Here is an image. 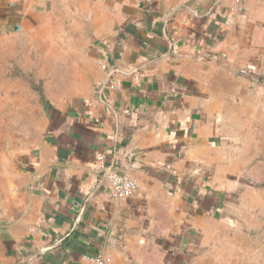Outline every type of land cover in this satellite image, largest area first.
<instances>
[{
	"label": "crops",
	"instance_id": "0c3cea01",
	"mask_svg": "<svg viewBox=\"0 0 264 264\" xmlns=\"http://www.w3.org/2000/svg\"><path fill=\"white\" fill-rule=\"evenodd\" d=\"M32 102L0 264H264V0H0V109Z\"/></svg>",
	"mask_w": 264,
	"mask_h": 264
},
{
	"label": "built area",
	"instance_id": "2783aa9c",
	"mask_svg": "<svg viewBox=\"0 0 264 264\" xmlns=\"http://www.w3.org/2000/svg\"><path fill=\"white\" fill-rule=\"evenodd\" d=\"M104 59L105 57L99 59V63L105 69L110 80L114 75V70L105 62ZM106 88L112 89L114 88V84L110 82L106 85ZM103 92V87L102 89L97 90V94L99 95H102ZM97 122L100 123V120L98 119ZM99 160L103 161L104 159L103 157H99ZM106 180L109 193L113 198L130 199L135 195L137 191L138 186L136 181L128 173L123 171L122 168L119 167V165L114 166L111 171L109 170V172H107ZM84 260L90 264H111L110 258H103L101 256L84 257Z\"/></svg>",
	"mask_w": 264,
	"mask_h": 264
},
{
	"label": "rangeland",
	"instance_id": "374dc122",
	"mask_svg": "<svg viewBox=\"0 0 264 264\" xmlns=\"http://www.w3.org/2000/svg\"><path fill=\"white\" fill-rule=\"evenodd\" d=\"M31 105L33 106L32 108L22 111L13 109L4 111L0 109V142L3 139L6 140V143L4 142L5 145L12 146L15 144L14 137L16 135H27L30 133L34 125L31 126L26 123L39 122L41 119L40 111L35 107L36 104L32 102Z\"/></svg>",
	"mask_w": 264,
	"mask_h": 264
},
{
	"label": "water",
	"instance_id": "95a60500",
	"mask_svg": "<svg viewBox=\"0 0 264 264\" xmlns=\"http://www.w3.org/2000/svg\"><path fill=\"white\" fill-rule=\"evenodd\" d=\"M176 12V10H173V11H171L169 14H168V16L166 17V22L168 23L169 21H170V19H171V17L173 16V14ZM108 80H109V76H108ZM108 82V81H107ZM108 83H105L104 85H103V91L106 89V85H107ZM112 170V167L110 168V171ZM47 250H50V249H47Z\"/></svg>",
	"mask_w": 264,
	"mask_h": 264
},
{
	"label": "trees",
	"instance_id": "16d2710c",
	"mask_svg": "<svg viewBox=\"0 0 264 264\" xmlns=\"http://www.w3.org/2000/svg\"><path fill=\"white\" fill-rule=\"evenodd\" d=\"M99 96H102V95H99Z\"/></svg>",
	"mask_w": 264,
	"mask_h": 264
}]
</instances>
